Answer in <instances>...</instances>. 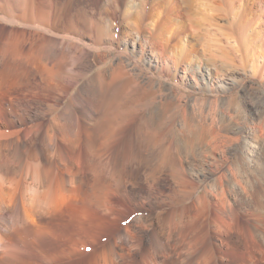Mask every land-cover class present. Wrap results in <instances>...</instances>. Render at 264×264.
I'll return each mask as SVG.
<instances>
[{"label": "bare ground", "instance_id": "obj_1", "mask_svg": "<svg viewBox=\"0 0 264 264\" xmlns=\"http://www.w3.org/2000/svg\"><path fill=\"white\" fill-rule=\"evenodd\" d=\"M8 1L28 18L35 2L42 7L39 19L48 14L49 0ZM81 1L62 0L54 27L73 28L70 12L75 9L79 16ZM105 2L99 13H82L96 22L100 34L104 24L116 18L113 11L120 12L129 29H140L142 0ZM143 30L150 32L146 26ZM48 37L12 28L0 33V264H230L233 253L246 256L239 264H264V180L258 166L250 167L248 154L246 162L237 154L233 157L228 175L221 173L211 184L212 195L196 194L194 182L178 167L182 177L156 185L190 192L159 202L146 196L143 178L132 176L136 170L147 172L149 144L162 148L156 157L159 165H169L176 150L153 137L147 121L139 125L137 111L118 116H15L13 103L24 93L18 78L30 85L38 77L42 92L67 94L69 86L62 82L77 79L73 71L89 60V52H69L64 42ZM66 64L70 72L64 70ZM102 77L100 72L91 77L86 89L100 91ZM121 78L114 73L109 85ZM32 89L27 92L38 95V88ZM114 94L108 106L132 91L118 88ZM210 136L206 143L215 147L217 134ZM235 186L249 198L248 209L231 201Z\"/></svg>", "mask_w": 264, "mask_h": 264}, {"label": "rangeland", "instance_id": "obj_2", "mask_svg": "<svg viewBox=\"0 0 264 264\" xmlns=\"http://www.w3.org/2000/svg\"><path fill=\"white\" fill-rule=\"evenodd\" d=\"M105 1L82 0L80 9L82 13L92 10L99 13L97 10L105 7ZM142 1L144 15L139 30L129 29L120 20V12L113 11L116 18L108 20L100 34L96 22L87 21L81 12L82 15H75V9L70 12L75 19L73 28L66 24L55 28L53 18L62 0H49L44 19H39L41 5L35 2L29 8L31 20L17 12L8 0H0V33L9 28L35 32L61 44L64 42L62 45L69 52L78 48L83 49L84 54L89 52V60H84L77 70L73 69L77 79L68 84L62 82L63 86H69L67 94L42 92L38 77L35 83L30 81V85L18 78L24 93L19 96L20 101L13 103L18 109L15 116H114V113L118 116L130 109L137 111L138 124L147 121L150 134L164 144H172L176 150L169 156V165H159L157 158L162 155V148L149 144L148 173L138 171L137 174L136 170L132 176L143 178L142 183L146 181V184H142V189H146V196L159 202L186 192L179 193L173 185H156V182L160 185L162 181L182 177L179 169L194 182L196 194L212 195L214 181L227 174L236 154L244 162L248 154L252 161L250 167L254 170L258 166L256 169L264 180V0ZM145 26L151 35L143 30ZM70 69L69 64L64 66V70L70 72ZM98 72L103 76L102 88L89 90L93 92L89 94L85 85ZM118 72L122 78L109 85L111 76ZM19 79L22 80L19 82ZM33 87L38 88V95L27 92ZM118 88L124 92L131 90L132 94L128 98L120 96V102L115 101L116 107L112 105V108L108 105ZM211 133L217 134L215 147L206 143L209 136H213ZM218 135H223V139ZM175 156L179 161L176 162ZM247 175L253 176L251 172ZM234 188L235 192L229 193L231 201L248 209L249 198L238 187ZM188 192L190 190L186 194ZM134 218L138 220L139 215ZM229 257L230 264H239L246 256L233 253Z\"/></svg>", "mask_w": 264, "mask_h": 264}, {"label": "snow or ice", "instance_id": "obj_3", "mask_svg": "<svg viewBox=\"0 0 264 264\" xmlns=\"http://www.w3.org/2000/svg\"><path fill=\"white\" fill-rule=\"evenodd\" d=\"M125 223H128V221H125Z\"/></svg>", "mask_w": 264, "mask_h": 264}]
</instances>
